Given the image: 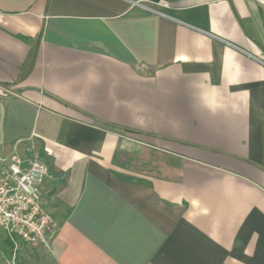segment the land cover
Returning <instances> with one entry per match:
<instances>
[{
	"label": "crops",
	"instance_id": "1",
	"mask_svg": "<svg viewBox=\"0 0 264 264\" xmlns=\"http://www.w3.org/2000/svg\"><path fill=\"white\" fill-rule=\"evenodd\" d=\"M12 154L41 264H264V0H0Z\"/></svg>",
	"mask_w": 264,
	"mask_h": 264
},
{
	"label": "built area",
	"instance_id": "2",
	"mask_svg": "<svg viewBox=\"0 0 264 264\" xmlns=\"http://www.w3.org/2000/svg\"><path fill=\"white\" fill-rule=\"evenodd\" d=\"M3 162L0 167V231L11 239L48 247L55 223L40 205V187L47 175V164L37 155L27 166H23L15 154Z\"/></svg>",
	"mask_w": 264,
	"mask_h": 264
},
{
	"label": "rangeland",
	"instance_id": "3",
	"mask_svg": "<svg viewBox=\"0 0 264 264\" xmlns=\"http://www.w3.org/2000/svg\"><path fill=\"white\" fill-rule=\"evenodd\" d=\"M0 264H41L37 252L0 231Z\"/></svg>",
	"mask_w": 264,
	"mask_h": 264
},
{
	"label": "trees",
	"instance_id": "4",
	"mask_svg": "<svg viewBox=\"0 0 264 264\" xmlns=\"http://www.w3.org/2000/svg\"><path fill=\"white\" fill-rule=\"evenodd\" d=\"M119 177H121V178H123V179H130V177H128V176H125V175H123V174H117Z\"/></svg>",
	"mask_w": 264,
	"mask_h": 264
}]
</instances>
